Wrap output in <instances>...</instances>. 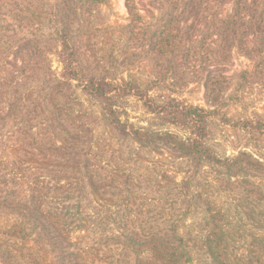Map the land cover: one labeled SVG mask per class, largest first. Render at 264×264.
Returning <instances> with one entry per match:
<instances>
[{
  "label": "rangeland",
  "instance_id": "obj_1",
  "mask_svg": "<svg viewBox=\"0 0 264 264\" xmlns=\"http://www.w3.org/2000/svg\"><path fill=\"white\" fill-rule=\"evenodd\" d=\"M199 1L203 4L199 10L202 23L197 24L190 12V0H133L132 5L138 6L142 16L141 31L137 34L129 29L126 0H0V25H12L0 44V77L10 73L18 56L32 52L44 69L50 68L59 76L61 66L56 49L61 33L68 34L75 45L83 77L108 78L119 83L137 81L150 90L158 104L175 97L185 104L209 109L205 79L208 75L225 76L230 88L222 96V106L213 108L206 144L222 158L247 151L264 162V130L257 129V123H264V54L248 57L235 49L229 58L222 50L219 52L220 33L208 40L205 36L215 30L210 23L216 24L228 15L232 4L221 7L217 3L212 10L213 5L207 7L214 0ZM194 33L197 36L191 37ZM197 42L201 47H197ZM152 44L162 48L160 54L152 51ZM166 45L170 51L165 50ZM42 74L43 71L36 70L34 77L40 78ZM23 92V105L32 107V126L41 146L56 140L66 151L76 150L66 137L70 131L66 124L55 119L48 109L42 80ZM75 93L80 106L65 107H80L74 115L77 111L84 115L80 123L88 134L83 141H90L79 147H84L86 156L94 157L87 167L81 157L71 158L72 181L81 179L88 211L85 231L75 241L81 247L79 253L94 264H120L123 260L125 247L119 225L111 220L116 215L119 219L132 216L143 233L160 230L164 216H179V229L185 233L192 251L188 264H209L194 241L201 232L203 199L221 206L234 221L232 234L247 237L264 230V173L247 171L233 177L206 162L195 172L190 157H183L169 146H143L121 138L109 125L99 101L79 89ZM7 106V95L1 94L0 107ZM123 107H127L129 114L126 118L137 127L168 132L182 140L191 136L187 127L161 120L135 97L125 99ZM1 126L0 174L6 172L5 166L10 172L13 161L22 162L26 169L39 167L34 157H24L26 149L16 123L4 129ZM47 128L49 132L45 133ZM112 170L131 175L133 185L128 192L118 193V188L106 187L109 181L104 183L101 177ZM96 171L99 172L94 174ZM2 179L0 176V199L26 202L30 196L26 177L19 184L2 183ZM185 184L189 187L187 192L183 189ZM5 211L0 208V264H60L53 250L38 238L25 219ZM93 221L95 225L91 224ZM12 228L22 229L25 234L6 233ZM244 242L239 237L233 245L240 249ZM9 251L12 254L6 253Z\"/></svg>",
  "mask_w": 264,
  "mask_h": 264
},
{
  "label": "trees",
  "instance_id": "obj_2",
  "mask_svg": "<svg viewBox=\"0 0 264 264\" xmlns=\"http://www.w3.org/2000/svg\"><path fill=\"white\" fill-rule=\"evenodd\" d=\"M132 2L133 0H126V7L130 14L129 29L133 32L136 30L139 34L142 16L138 6L132 5ZM229 2L232 4L231 12L218 23H210L212 24L210 28L213 27L215 30L205 36V40L220 33L219 52L222 50L229 58L235 49L248 57L263 55L264 0H214L212 4H208L207 8L210 9V5H213V10L214 4L220 3L223 7ZM202 7L203 4L199 0H190V12L196 18L197 24L202 23L199 18L201 16L199 10ZM8 26L12 28V25ZM7 28L0 25V44ZM58 36L56 56L61 66L59 76H56L50 68L44 69L36 61L32 52V54L22 53L18 56L19 64L16 63L7 76L0 77V95L6 94L8 98V106L0 107L1 128L4 129L16 123L17 132L21 134L26 149L24 157H34L35 163L39 165L33 169H26L22 162L13 161L11 162L13 173H11L12 169L9 172L8 166H5L6 172L0 174L3 177L1 182L10 181L19 184L26 177L29 180L30 196L26 202L15 203L8 199H0V208L6 210L7 214L25 219L38 238L53 250L60 264H94L88 256L79 253L81 247L75 241L76 236L85 231L88 211L81 179L72 181L74 164H70L71 158L81 157L86 167L94 161V157L86 156L84 147H79L80 144L90 141H83L88 134L85 125L80 123L84 115L78 111L74 115L76 109L80 107H65L66 104L80 106L75 89L100 102L109 125L121 138L143 146H169L176 152L182 153L183 157H190V161L195 166V172L201 163L206 162L233 177L247 171L264 173V162L254 154L241 151L236 156L222 158L206 144L209 119L215 110L213 108L222 106V96L230 88L228 77L212 75L206 77L204 87L209 109L185 104L175 97L158 104L149 94L150 90L142 88L137 81L119 83L108 78L83 77L80 72L78 51L71 38L66 33ZM193 36L197 35L194 33L191 37ZM199 45L200 43L197 42L198 48L201 47ZM167 49L171 50L166 45L165 50ZM31 50L29 48V53ZM161 50L162 48L159 49L156 44H152V51L156 54H160ZM35 54V56L38 55V53ZM36 70L43 71V76L34 77ZM41 80L44 85L45 102L50 106L48 109L55 119L66 124L70 130L66 137L70 141L69 144L75 146L76 150L66 151L63 144L56 140L43 147L42 142L37 141V135L32 126L35 120L34 113L32 107L23 105L25 95L23 91L32 83ZM129 97L144 101L150 113L158 115L168 124L187 127L191 133L190 138L182 140L174 134L147 130L131 123L126 118L129 116L127 107H123L125 99ZM257 129L264 130V123H257ZM47 132H49L48 128L45 130V133ZM0 165L3 163L0 162ZM193 177L194 175L190 178ZM101 179L103 182L109 181L108 185L104 182L106 187L118 188V193H123L125 190L128 192L133 185L130 174L116 170H112ZM183 189L185 192L189 191L188 185L185 184ZM98 196L101 198L100 195ZM202 201L205 209L201 221V232L195 236L194 241L207 256L209 264H264V230L247 237L234 235L231 233L234 221L224 209L210 199ZM95 202L99 203L96 200ZM100 202H102L101 199ZM125 207L128 210L129 202ZM115 218L111 220L119 225L125 247V255L120 264L190 263L192 251L185 233L179 229V223L182 220L179 216H164L162 228L154 233L141 232L130 215L120 219L116 215ZM91 219L95 220L92 217ZM91 224L95 225L94 221ZM8 232H11L13 236L25 234L18 228H12L6 233ZM239 237L245 242L240 249H236L233 244ZM12 252L15 251L12 249ZM12 252L6 253L10 255ZM129 259H132V263Z\"/></svg>",
  "mask_w": 264,
  "mask_h": 264
}]
</instances>
